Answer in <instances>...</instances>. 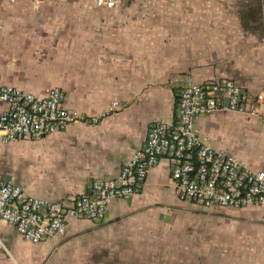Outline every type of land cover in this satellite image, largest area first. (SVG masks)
<instances>
[{
	"label": "crops",
	"instance_id": "1",
	"mask_svg": "<svg viewBox=\"0 0 264 264\" xmlns=\"http://www.w3.org/2000/svg\"><path fill=\"white\" fill-rule=\"evenodd\" d=\"M115 2L0 0V87L59 88L63 107L86 117L121 106L97 126L0 144V174L29 196L60 203L117 176L152 126L175 122L187 86L232 80L264 96V0ZM195 128L264 170L259 117L221 111ZM0 264H264V206L184 202L163 158L138 195L112 202L101 222L70 220L65 236L32 244L0 221Z\"/></svg>",
	"mask_w": 264,
	"mask_h": 264
},
{
	"label": "built area",
	"instance_id": "2",
	"mask_svg": "<svg viewBox=\"0 0 264 264\" xmlns=\"http://www.w3.org/2000/svg\"><path fill=\"white\" fill-rule=\"evenodd\" d=\"M97 5L114 8L116 2L97 0ZM63 100L59 88H49L41 97L1 86L0 102L8 108L0 113V144L47 138L76 123L97 126L106 115L121 108L114 102L108 112L86 117L65 109ZM263 104V94L252 99L232 80L187 86L180 94L175 122L152 126L145 145L121 172L93 180L87 193L60 203L49 202L29 196L21 185L0 174V221L32 244L65 236L70 220L101 222L112 202L138 195L150 171L163 158L171 164L172 179L184 202L207 209L262 207L264 170H253L248 162L204 143L195 128V118L228 111L259 117L264 124Z\"/></svg>",
	"mask_w": 264,
	"mask_h": 264
},
{
	"label": "water",
	"instance_id": "3",
	"mask_svg": "<svg viewBox=\"0 0 264 264\" xmlns=\"http://www.w3.org/2000/svg\"><path fill=\"white\" fill-rule=\"evenodd\" d=\"M10 181V178H7Z\"/></svg>",
	"mask_w": 264,
	"mask_h": 264
}]
</instances>
